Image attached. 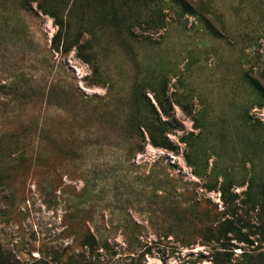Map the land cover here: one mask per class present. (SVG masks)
<instances>
[{
    "label": "rangeland",
    "instance_id": "1",
    "mask_svg": "<svg viewBox=\"0 0 264 264\" xmlns=\"http://www.w3.org/2000/svg\"><path fill=\"white\" fill-rule=\"evenodd\" d=\"M42 1L70 21V51L52 49L46 9L0 0V137L36 122L48 138L0 186V264H264L259 222L217 189L237 206L264 192V0H78L68 17ZM153 94L176 149L129 158ZM87 230L107 249L90 255Z\"/></svg>",
    "mask_w": 264,
    "mask_h": 264
},
{
    "label": "trees",
    "instance_id": "2",
    "mask_svg": "<svg viewBox=\"0 0 264 264\" xmlns=\"http://www.w3.org/2000/svg\"><path fill=\"white\" fill-rule=\"evenodd\" d=\"M70 1V3H69ZM176 3L181 5H186L184 0H174ZM36 2V6L39 9H46V5L42 0H21V3H32ZM78 0H63L64 8H67V17L72 8L75 7V4ZM69 3V4H68ZM68 4V5H67ZM47 10V9H46ZM54 18L55 24L57 26L56 32L51 38V47L56 51L68 52L70 51L69 44V28L71 27L70 21L65 20L64 16H59L56 10H47ZM76 43V42H75ZM61 46V48H60ZM77 51L82 53L83 45L78 44L76 47ZM156 106L146 97L148 104L150 105V111L147 113V116L141 122V124L131 125L130 128H127L128 138L131 140L129 158L134 156L136 153L143 150L145 144H151L154 147H161L168 150H175L176 145L169 138L170 131L174 128L172 121L169 120L170 117V106L164 100V98L153 94ZM47 129L45 126H39L38 123L31 127H25L19 131L11 132L4 134L0 137V186H4V179L8 177L10 172L14 173L18 171L21 173L24 169L29 170L31 165L38 166L40 162V157L43 154V143L46 141ZM28 137V138H27ZM28 139V140H26ZM48 139V138H47ZM141 142V143H140ZM47 189L46 185L43 186ZM220 192L221 199L223 204L226 206L227 211H230V215L235 216L236 222L246 223L249 218H255L259 222L260 226H254L248 222V226L254 228L252 233H261L264 235V192L263 187H261L256 194L257 203L247 205L244 201V204L237 206L233 204V200L236 197V193L229 191L226 187L221 184L218 188ZM87 192V187L84 188ZM249 187L247 186L246 191H243L246 199L249 197ZM257 204V205H256ZM71 216V214H70ZM225 222H228L231 225V231L239 240H247V233L242 232L240 226L234 225L235 221H232L230 218L226 219ZM70 225H66V229H70ZM96 236L97 233H95ZM90 231H82L81 234V246L84 247L86 251L92 255L97 249L101 248L106 250L108 245L107 242L99 244L101 240L97 238ZM81 260L79 264H117L111 262V259L108 258H98L97 260H85V257L80 255ZM49 262V261H48ZM44 262V264H50Z\"/></svg>",
    "mask_w": 264,
    "mask_h": 264
}]
</instances>
